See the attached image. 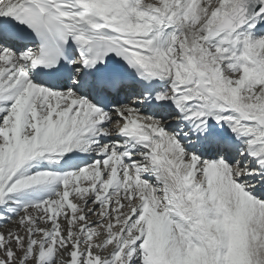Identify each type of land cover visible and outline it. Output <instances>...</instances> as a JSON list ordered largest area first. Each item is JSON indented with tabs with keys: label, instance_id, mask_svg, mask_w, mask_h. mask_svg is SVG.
Listing matches in <instances>:
<instances>
[{
	"label": "snow or ice",
	"instance_id": "snow-or-ice-1",
	"mask_svg": "<svg viewBox=\"0 0 264 264\" xmlns=\"http://www.w3.org/2000/svg\"><path fill=\"white\" fill-rule=\"evenodd\" d=\"M0 264H264V0H0Z\"/></svg>",
	"mask_w": 264,
	"mask_h": 264
}]
</instances>
